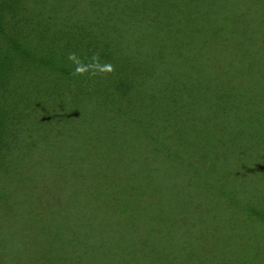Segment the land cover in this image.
Returning a JSON list of instances; mask_svg holds the SVG:
<instances>
[{
    "label": "trees",
    "instance_id": "obj_1",
    "mask_svg": "<svg viewBox=\"0 0 264 264\" xmlns=\"http://www.w3.org/2000/svg\"><path fill=\"white\" fill-rule=\"evenodd\" d=\"M173 6L187 7L188 16L179 19L171 10ZM257 8L264 11L263 7ZM129 9L131 13L126 19L127 23L119 27L111 26L117 22L116 16L119 12H127ZM247 10L232 0H0V167L1 164L6 166V163L16 161L17 168L13 174L28 171L25 167L29 165L30 159L26 158V153L21 148L25 150L27 145L28 149L25 151L29 152V146L35 141L31 138L32 133L28 131L36 125L31 121L37 115L32 113L34 110L43 111L44 115L51 112L47 120L42 118L44 122L38 125V129L41 130L42 126L63 129L66 136L73 135L70 131L74 129V122H78L70 117L71 110H79L78 116H82L89 123L87 127H95L94 124L98 122L96 119L106 117L116 126L127 125L128 120H131L133 126L139 127L140 131L132 136L131 144L134 146L130 144L129 152H125L121 158L125 160V156L131 157L133 149L144 155L146 163L156 160L166 168H177L179 162L172 155L169 142L155 133L154 114L159 117L155 125L159 120L169 123L175 119L183 127L193 128V133L198 138L202 135V130H205V136L216 132L219 136L226 135L224 130L227 126L224 120L227 118L229 125L239 126L243 122V125L251 126L255 123V114L261 113V110L254 112V100L235 109V99L242 95L246 85L251 86L255 76L250 79L244 74L230 76L229 83H225L220 75L208 74L209 78L204 80L208 83L201 85L192 81L189 76L192 65L188 63L185 76L177 74L178 70L173 71V68H170V73L161 69L155 71L157 67L153 65L155 60L162 63L174 62V56L169 55L171 49L173 52L177 50L173 45L209 38L213 43L225 42L229 47L227 32L237 31L235 28L240 24L236 15ZM198 31H208L211 35H204V38ZM232 39V51L218 56L224 62L237 66L238 60L233 59L232 55L259 49V38H255V35L245 37L242 28L238 43L235 38ZM234 42L236 46H233ZM143 44L147 45V50L140 48ZM133 45H140L139 49ZM138 51L142 54L140 58L136 56ZM240 63L244 66L243 62ZM194 84L204 88L208 94L205 93L203 97L196 94L193 91ZM170 103L174 105L173 108ZM258 106L262 107L259 101ZM49 107H53V111ZM101 109L105 112L102 113ZM229 109L231 119L230 116H224ZM202 119L206 120L205 125L201 124ZM263 120L262 114L258 121L262 123ZM67 125H71L68 127L70 131L63 128ZM116 126L97 128L93 134L90 129L83 130L81 125L83 139L91 138L86 145L89 146L87 154L101 156L108 152V138L117 145L116 138H110V135L118 133L119 130L123 131L124 128L120 126L116 129ZM147 126L149 129H145ZM125 133L132 132L126 130ZM95 136L97 139H94ZM104 156L103 163L106 165L108 155ZM124 160L122 166L130 165L128 162L124 164ZM20 163L23 168L18 171ZM2 174L5 175L6 172ZM18 177L19 182H30L32 185L28 172H25V176L19 174ZM163 179L165 181L161 180L160 184H165L161 186L164 196L175 194V197H181L182 200L185 197L194 199L198 209L195 218L201 224L210 217L215 204L212 200L217 202V197L225 195L223 191L209 190L205 193L209 196L207 200L201 198L204 192L195 194L194 172L183 174L177 171L171 182ZM19 185L28 189L35 187ZM248 201L249 199L245 202ZM160 203L162 207L173 208L176 212V206L172 203ZM244 205L248 208L239 209L241 215L234 214L238 218H231L228 225L214 224V244L205 246L202 239L197 237L193 245L196 254L190 253L193 264H202L201 253L207 255L209 248H216L218 239L224 242L222 248L225 250L226 245L231 248L230 244L236 237L245 235H248L245 236L248 239L252 235L256 244L252 242L253 244L248 245L245 242L246 246L239 249L236 255L241 253L242 256L243 252L248 254V262L243 261V264H264V245L259 236L252 234L251 227L252 218H262L264 222V213L260 214L251 204ZM215 206L221 209L223 204L217 203ZM213 215L215 218L222 217L221 214ZM161 217L168 218L163 215ZM49 230L46 233L50 236L47 241H41L42 245L37 246V250L49 251L54 238L60 241L57 234L51 235ZM173 233L176 230L166 237L164 246L172 242L177 244L179 238ZM129 241L131 240L127 242ZM133 244L135 243L131 244L130 251H143ZM122 246L123 244H119L107 251H102L98 246L83 248L85 251H92L89 255L92 261L89 264H119L118 261L126 259L121 252ZM181 249L188 253V244L185 243ZM35 254L40 256L36 252ZM136 257L144 256L138 254L132 258ZM175 259L181 261L180 257ZM206 259L205 264H212L214 261ZM229 261L226 264H233ZM42 262L48 264L50 260L42 258Z\"/></svg>",
    "mask_w": 264,
    "mask_h": 264
},
{
    "label": "rangeland",
    "instance_id": "obj_2",
    "mask_svg": "<svg viewBox=\"0 0 264 264\" xmlns=\"http://www.w3.org/2000/svg\"><path fill=\"white\" fill-rule=\"evenodd\" d=\"M232 1H237L241 8L248 10L236 15L240 24L235 28L238 32L232 30L227 32L229 47L225 42H211L205 37L207 34L211 35L208 31L204 33L198 31V34H202L206 39L173 45L172 47L177 50L173 52L171 49L169 55L174 56L175 61L162 63L155 60L153 65L157 67L155 71L161 69L170 73V68H173V71L178 70L177 74L185 76L188 63L192 65L189 76L192 81L201 85L208 83L204 81L206 77L209 78L208 74L220 75L225 83H229L230 76L238 77L244 74L247 79L255 76L251 86L246 85L242 95L235 99L237 104L235 109L254 100L256 108L254 112L261 110V113L255 114V123L249 126L243 125L242 122L239 126L237 124L232 126L229 125L227 118L224 120L227 126L224 130L227 132L226 135L219 136L216 132L211 136H205V130H202L200 132L202 135L198 138L193 133V128L183 127L175 119L169 123L159 120L155 125L159 117L154 114L155 133L160 135L159 138L162 140L166 139L169 142L170 151L177 159V163L179 162L177 168H166L160 161L146 163L144 155L133 149V153H130L131 157L125 156V160L121 158V155L129 152L128 147L133 142L132 136L140 131L139 127L133 126L131 120H128L127 125L116 126L106 117L96 119L98 122L94 124L95 127H87L89 123L82 116H78L79 110H71L70 117L78 122H74L72 131L68 129L71 125L63 126L73 134L66 136L63 129H51L45 126H42L41 130L38 129V125L44 122L42 118L45 117L47 120L51 112L44 115L43 111L34 110L32 113L37 115H34L31 121L36 125L28 131L32 133L31 138L35 141L29 146V152L25 151L28 149L27 145L25 150L21 148V151L26 153V158L30 159L29 165L25 167L28 171L16 172L14 175L13 172L17 168L16 161L8 162L6 166L1 164L0 167L1 264H43L42 258L49 259L48 264H89L92 261L89 256L92 251L90 249L85 251L83 247L98 246L102 251H107L118 247L119 244H123L121 252L126 258L118 261L119 264H193L190 253L196 254L193 245L197 237L199 240L202 239L205 246L214 244L216 235L214 224L228 225L231 218H238L234 214L241 215L239 209L248 208L244 204H251L260 214L264 213V140H260L264 139V120L262 123L258 121V118L261 119L262 114L264 115V28L262 27L264 11L257 8V6L263 7L264 10V1ZM171 10L181 20L189 14L187 7L173 6ZM130 13L131 9L127 12H119L116 16L117 22L111 26L119 27L127 23L126 19ZM241 28L245 37L255 35V38H259L257 41L259 49L232 55L233 59L238 60L235 66L227 61L224 62L218 56L232 51L230 49L232 38L238 43ZM139 46L133 45L138 49ZM233 46H236L235 42ZM140 48L148 49L146 44ZM136 56L140 58L142 54L138 51ZM240 62H243L245 67ZM193 91L202 97L205 93L208 94L204 88L196 84ZM258 101L262 107L258 106ZM172 106L174 105L170 103V107ZM49 108L50 111L54 109ZM101 111L105 112L103 109ZM230 114L229 109L224 116L228 117ZM83 121L86 122L81 124ZM200 122L202 125L206 124L205 119ZM81 125L83 130L90 129L93 134L96 133L97 128L106 129L107 126H116L118 129L123 126L124 130H119V134L110 135V138H116V142L121 145L118 143L115 145V141L105 134L104 136L108 138V152L101 156L87 154L89 146L86 145L91 138L83 139ZM35 129L41 131V135ZM145 129L142 131L144 132ZM126 130L132 133L126 134ZM96 137L94 139H97ZM94 139L92 138V141ZM104 155H108V165L103 163ZM123 160L124 164L128 162L130 165L122 166ZM21 163L18 171L23 168ZM176 169L183 174L194 172L195 194L204 192L201 198L208 200L209 196L207 197L205 193L209 190L223 191L225 194L222 197L216 196L217 202L212 200L213 203H222L223 206L220 209L214 204L210 217H204L208 218L205 223L201 224L195 218L198 209L194 199L185 197L182 200L181 197H175V194L164 196L161 192V186L165 184H160V181L166 178L171 182L177 174ZM25 172L29 173L32 185L30 182H19L18 175L25 176ZM19 184L35 187L21 188ZM190 197L192 198L191 195ZM248 199L249 201L245 202ZM165 201L175 205L176 212L173 208L162 207L160 202ZM214 213L221 214L222 217L215 218ZM161 215L168 218H162ZM251 224L252 234L259 236L260 242L264 245L262 218H252ZM47 229H50L51 235L57 234L60 241L54 238L49 251L37 250L36 247L42 245L41 241H47L50 236L46 233ZM174 230L176 233L173 235L179 238L177 244L172 242L164 246L166 237H169ZM245 236L236 237L230 244L231 248L226 245L225 250L222 248L224 242L218 239L216 248H209L207 255L201 253L202 264L206 263L204 262L206 258L209 261L214 260L212 264H226L229 260L233 264L248 262L247 253L243 252L242 256L241 253L236 255L246 243L248 245L254 243L252 235H249V239ZM128 240L131 241L128 243ZM133 242L135 243L133 245L140 250L143 249L141 253L130 251ZM185 243L188 244V253L181 249ZM138 254H143L144 257L132 258ZM175 257H180L181 261H177Z\"/></svg>",
    "mask_w": 264,
    "mask_h": 264
},
{
    "label": "clouds",
    "instance_id": "obj_3",
    "mask_svg": "<svg viewBox=\"0 0 264 264\" xmlns=\"http://www.w3.org/2000/svg\"><path fill=\"white\" fill-rule=\"evenodd\" d=\"M109 70H111L110 67H109Z\"/></svg>",
    "mask_w": 264,
    "mask_h": 264
}]
</instances>
